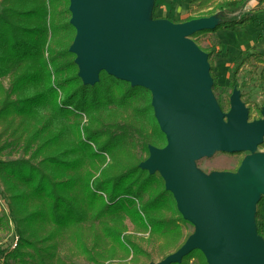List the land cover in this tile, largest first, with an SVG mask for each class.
<instances>
[{
    "label": "trees",
    "instance_id": "trees-1",
    "mask_svg": "<svg viewBox=\"0 0 264 264\" xmlns=\"http://www.w3.org/2000/svg\"><path fill=\"white\" fill-rule=\"evenodd\" d=\"M252 1L178 0L200 13L179 23L217 18L214 28L191 35L208 53L210 73L203 36L256 25L258 9L243 11ZM71 16L70 0H0V197L8 208L0 229L12 230L17 239L14 248H0V261L147 264L145 244L151 241L164 259L193 234L186 230L193 225L178 211L161 174L140 167L149 146L167 144L152 92L105 71L94 85L84 84L69 50L76 36ZM258 24L264 28V20ZM254 61L264 62V53H244L233 79ZM226 100L219 96L224 112ZM243 101L248 120L263 117L258 103ZM259 148L264 151V139ZM129 224L135 233L148 232L149 240L127 237ZM195 256L208 264L199 249L171 264H192Z\"/></svg>",
    "mask_w": 264,
    "mask_h": 264
},
{
    "label": "water",
    "instance_id": "water-1",
    "mask_svg": "<svg viewBox=\"0 0 264 264\" xmlns=\"http://www.w3.org/2000/svg\"><path fill=\"white\" fill-rule=\"evenodd\" d=\"M142 0H70L76 29L70 52L86 85L101 71L152 92V106L167 144L149 146L142 169L158 171L185 220L195 227L185 243L158 263H180L201 250L208 264H264V239L255 225L264 195V152L245 157L236 172L206 174L196 160L214 149L255 151L264 118L248 121L237 91L226 118L215 115L208 53L191 35L212 29L211 17L174 23L142 19Z\"/></svg>",
    "mask_w": 264,
    "mask_h": 264
},
{
    "label": "rangeland",
    "instance_id": "rangeland-1",
    "mask_svg": "<svg viewBox=\"0 0 264 264\" xmlns=\"http://www.w3.org/2000/svg\"><path fill=\"white\" fill-rule=\"evenodd\" d=\"M252 8L258 9L259 20H264V3L259 4L258 0L252 1L243 11H249ZM140 13L142 19H166L174 23L184 20L188 16H196L200 13H195L187 8V5L180 4L178 0H142ZM258 20V21H259ZM249 25L242 29L237 30H221L216 33H208L204 35V45L210 49L213 69L211 76L215 77V90L212 89V95L215 100V115H221L226 118L231 109V97L234 91L237 94L242 95L243 100H249L250 103H258L262 107V114L264 118V62L257 64L253 63L245 64L241 67L239 75L236 79H233V72L237 67V64L242 59L244 53L260 52L264 53V28L258 24ZM212 24L217 22V18H211ZM181 23V22H180ZM76 59V58H75ZM75 62V60H74ZM77 65V63L75 62ZM253 66L256 69L253 70ZM78 67V65H77ZM79 75V67H78ZM212 77V78H213ZM237 83L236 89L231 88V84ZM231 83V84H230ZM214 84V79H213ZM219 96L222 97L227 103H230V107L225 112L222 111L219 105ZM241 99V101L244 103ZM248 109V105L245 104ZM249 110V109H248ZM254 114L256 112L254 111ZM261 119V118H260ZM258 119L251 118L248 121H254ZM254 152H264L259 147L255 151L246 150L240 153H228L218 149H214L208 156L200 158L198 163L201 165L198 167L201 171L208 172L206 174L215 173L218 171H230L236 172L240 166L241 159L245 158ZM7 159H11L15 156H5ZM257 211V204H256ZM8 212V208L4 200L0 197V217ZM257 213V212H256ZM130 230L127 233V237L135 239L142 236L146 240L148 239V232L135 233L132 224ZM256 228L261 229L262 237L264 239V199L260 205V215L256 220ZM188 232H194L195 227L189 225L186 227ZM17 239L14 237L12 230L0 229V248H14ZM145 248L149 251L150 257L146 259L147 264L158 263L162 261L163 256L158 252L157 243L154 241L146 242ZM174 253V252H172ZM170 253V254H172ZM203 253V252H202ZM168 254V255H170ZM204 254V253H203ZM167 255V256H168ZM166 256V257H167ZM205 256V255H204ZM165 257V258H166ZM164 258V259H165ZM206 258V257H205ZM192 264H200L197 256L191 260ZM79 264L80 261L78 262ZM0 264H4L0 261ZM87 264V263H84Z\"/></svg>",
    "mask_w": 264,
    "mask_h": 264
},
{
    "label": "flooded vegetation",
    "instance_id": "flooded-vegetation-1",
    "mask_svg": "<svg viewBox=\"0 0 264 264\" xmlns=\"http://www.w3.org/2000/svg\"><path fill=\"white\" fill-rule=\"evenodd\" d=\"M236 83V82H235ZM231 84V83H230ZM236 86H237V83H236ZM236 86H235V89H236ZM231 87V86H230ZM242 95H240V99H243L242 97H241ZM262 119V118H261ZM259 120V119H258ZM235 153H237V152H235Z\"/></svg>",
    "mask_w": 264,
    "mask_h": 264
}]
</instances>
